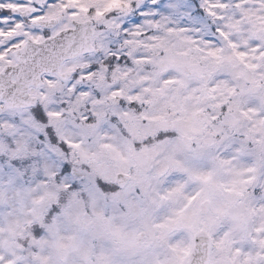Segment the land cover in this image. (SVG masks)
Here are the masks:
<instances>
[{
  "label": "clouds",
  "instance_id": "clouds-1",
  "mask_svg": "<svg viewBox=\"0 0 264 264\" xmlns=\"http://www.w3.org/2000/svg\"><path fill=\"white\" fill-rule=\"evenodd\" d=\"M0 264H264V0H0Z\"/></svg>",
  "mask_w": 264,
  "mask_h": 264
}]
</instances>
